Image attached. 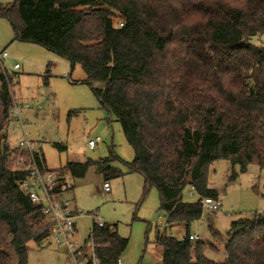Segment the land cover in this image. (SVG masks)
Wrapping results in <instances>:
<instances>
[{
    "label": "trees",
    "instance_id": "1",
    "mask_svg": "<svg viewBox=\"0 0 264 264\" xmlns=\"http://www.w3.org/2000/svg\"><path fill=\"white\" fill-rule=\"evenodd\" d=\"M0 14L17 40L64 57L72 69L80 65L83 83L121 124L135 153L130 170L144 178L146 193L158 190L167 226L186 227L182 239L156 231L163 264H264L262 219L234 222L227 238L210 228L225 242L223 262L190 239L203 199L219 200L209 187L214 162L229 161L242 173L252 164L264 170V45L253 42L264 37V0H14ZM13 108L0 74V264H11L12 250L18 264H28L29 243L47 242L52 225L22 186L32 159L47 166L41 154L24 153L27 162L10 167L17 150L3 132ZM90 168L106 182L123 176L109 158L53 172L75 180ZM188 187L197 202L184 201ZM89 243L99 264H118L128 247L106 223L93 224Z\"/></svg>",
    "mask_w": 264,
    "mask_h": 264
},
{
    "label": "rangeland",
    "instance_id": "2",
    "mask_svg": "<svg viewBox=\"0 0 264 264\" xmlns=\"http://www.w3.org/2000/svg\"><path fill=\"white\" fill-rule=\"evenodd\" d=\"M13 3L14 0H0V6ZM253 42L262 46L264 37ZM0 51L8 53L9 64L21 65L11 91L14 115L3 132L10 147L17 150L10 163L12 169L17 168L16 159L27 162L18 149L20 142L27 141L33 145L34 153L44 157L50 171L70 162L109 158L111 165L123 173L122 177L107 180L112 191L105 194L104 175L90 168L83 179L74 180L73 191L65 195V200L79 213L75 219V241L78 249L85 246L82 263L75 262L66 249L48 241L42 245L29 243L28 264H86L93 244L85 243L93 224L99 220L116 226L119 235L128 240L118 264H163L162 247L155 242L156 231L182 239L186 227L167 226L160 211L158 190L151 188L146 193L144 178L130 170L128 164L134 160V150L116 117L101 106L92 89L83 83L86 75L82 67L76 65L72 69L64 57L37 44L17 40L10 20L1 14ZM97 137L102 142L89 149L88 142ZM235 172L237 178L232 180ZM209 187L218 191L221 206L216 212L204 207L203 218L191 226L190 232L207 245L205 255L209 259L223 262L225 242L219 243L210 228L227 238L234 222L264 220V170L252 164L242 173L229 161L219 160L210 166ZM183 199L195 203L199 197L188 187ZM10 254L11 264H18L15 251Z\"/></svg>",
    "mask_w": 264,
    "mask_h": 264
},
{
    "label": "built area",
    "instance_id": "3",
    "mask_svg": "<svg viewBox=\"0 0 264 264\" xmlns=\"http://www.w3.org/2000/svg\"><path fill=\"white\" fill-rule=\"evenodd\" d=\"M20 69L21 65L18 63L9 64V55L6 51H0V74L9 80V89L11 91L16 84L17 74ZM12 115H14V108L11 111ZM101 142L102 140L97 137L88 142V147L89 149H94ZM18 149L22 154L34 155L33 145L27 141L20 142ZM21 163L19 161V164ZM74 187V178L70 174L63 175L45 168L40 169L32 159L28 168V176L23 183L22 189L29 195L33 203L41 207V221L44 224L52 225L48 241L56 244L59 248L66 249L75 262L82 263L83 251L82 248H77L75 241V219L77 215L71 203L65 200V195L73 191ZM103 191L105 194L111 192V185L108 182L103 184ZM202 205L210 211L216 212L219 210L221 203L219 200L205 198L202 201ZM96 224L99 227H103L105 223L99 220ZM190 239L198 240V236L191 235ZM90 257L93 264H99L98 258L94 255V246Z\"/></svg>",
    "mask_w": 264,
    "mask_h": 264
},
{
    "label": "crops",
    "instance_id": "4",
    "mask_svg": "<svg viewBox=\"0 0 264 264\" xmlns=\"http://www.w3.org/2000/svg\"><path fill=\"white\" fill-rule=\"evenodd\" d=\"M105 183V182H104ZM112 191V190H111ZM111 193V192H110ZM109 193V194H110ZM75 210V212H76V215L78 216L79 215V213H78V211H77V209H74ZM197 236V235H196ZM199 238V237H198ZM86 244V243H85ZM85 247V246H84ZM84 247H82V250L84 249Z\"/></svg>",
    "mask_w": 264,
    "mask_h": 264
}]
</instances>
